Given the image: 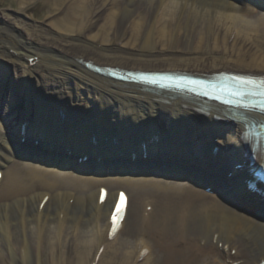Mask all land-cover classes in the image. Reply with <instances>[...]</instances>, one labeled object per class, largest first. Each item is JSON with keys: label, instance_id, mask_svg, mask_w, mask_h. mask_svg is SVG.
Returning <instances> with one entry per match:
<instances>
[{"label": "bare ground", "instance_id": "obj_1", "mask_svg": "<svg viewBox=\"0 0 264 264\" xmlns=\"http://www.w3.org/2000/svg\"><path fill=\"white\" fill-rule=\"evenodd\" d=\"M36 1L0 0V113L3 109L15 114L17 94L36 91L44 95L45 104H71L76 115L101 106L93 116L99 125L115 111L122 125L126 118L121 97L128 101L157 97L137 85L94 73L85 63L141 72L264 76V18L253 21L240 17L243 7L234 0H43L37 12L49 13L54 33L19 22L8 12L13 3L15 13L33 10ZM249 1L264 7V0ZM185 40L189 47L180 52ZM36 72L42 75L35 78ZM125 102L133 109V125L142 124L145 107L135 105L140 116ZM109 107H113L110 114ZM239 115L227 137L237 147L236 164L244 158L239 141L244 126L251 121L264 122L256 112L240 111ZM84 120L78 124L86 126ZM72 125L70 128L75 127ZM129 127L123 128L125 132ZM0 140L13 157L1 125ZM77 145L69 144L65 135L66 150L57 153L64 157ZM77 153L83 157L85 151L77 148ZM23 163H12L0 171V264L264 262V223L226 206L218 195L208 194L212 199L208 200L189 185L153 179L104 183ZM227 164L230 162L219 163L224 172L232 167ZM230 170L234 175L241 172L233 167ZM251 181L246 176L243 182L255 200L239 190V198L230 196L239 189L238 184L229 187L223 199L254 214L256 200L264 202V196L257 192L259 187L256 192L247 188ZM93 184L97 185L95 192ZM101 189L106 190L104 199L99 198ZM119 191L126 194V211L119 231L111 238V217ZM260 191L264 193V187ZM145 192H152L154 198L142 201ZM139 202H143L142 212L139 216L130 213L126 232L121 234L130 207L133 203L139 206Z\"/></svg>", "mask_w": 264, "mask_h": 264}, {"label": "rangeland", "instance_id": "obj_2", "mask_svg": "<svg viewBox=\"0 0 264 264\" xmlns=\"http://www.w3.org/2000/svg\"><path fill=\"white\" fill-rule=\"evenodd\" d=\"M43 3H44L43 0H37L32 6L34 8L33 10H29V11H27L25 13H21V14L15 13V11H14L15 3H13L8 12L11 15H13V17L19 22H26L29 25H31L32 27H34L35 29L37 28L38 30H41V31L45 30L47 32L51 31L54 33V32H56V27L54 25L49 26V22H50L49 18H51V17H48V16H50L49 13L46 12L44 15H42V14H39L37 12V10L43 6ZM234 3L237 4L239 7H243V10L240 11L241 12L240 17L247 18L248 20H253V21L260 18V17L264 18V9L263 8H262L263 11H261V9H259V8L257 9V7H254L251 3H249L246 0H234ZM60 8L56 11V14L60 13V10L62 9V8L61 9ZM0 9H2L1 4H0ZM253 9L258 10L259 12L252 11ZM22 32H24V29ZM179 47L181 48V50H179V51L183 52L184 49L186 50V48L189 47L188 41L185 40V42L182 45H180ZM261 56H262V60H264V53H261ZM1 64L2 63L0 62V65ZM29 148H31L33 150L32 147H29ZM37 158H41V156L38 155ZM15 162H20V161L13 158L6 150H4V147H2V141L0 140V163L3 164V166L0 167V170L4 171L6 169V167H9L12 163H15ZM1 184H3V183H0V186H1ZM91 187L93 188L94 192L97 191V187L94 184ZM114 187H116V186L111 185L112 189ZM138 191L142 192L143 190L138 188ZM145 194L146 193H144L141 196L142 201L150 200L151 199L150 197H153V196H150V195H152V192H151V194L149 193V195H147V194L145 195ZM142 210H143V205H141V202H139V206L137 204L133 203L132 207H130V209H129L128 217L125 219V222L123 224V229L121 231V234H124L126 232L125 229L128 226V224L130 222V218H131L130 213L132 214V212L133 213L135 212V213H137L136 216H139V214L142 212ZM119 236H121V235H119Z\"/></svg>", "mask_w": 264, "mask_h": 264}]
</instances>
